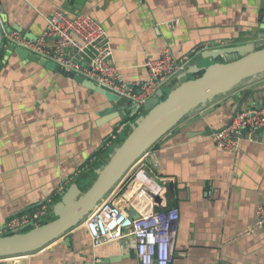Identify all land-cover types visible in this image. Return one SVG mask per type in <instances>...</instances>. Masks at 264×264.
Masks as SVG:
<instances>
[{
  "label": "crops",
  "instance_id": "0c3cea01",
  "mask_svg": "<svg viewBox=\"0 0 264 264\" xmlns=\"http://www.w3.org/2000/svg\"><path fill=\"white\" fill-rule=\"evenodd\" d=\"M68 1L74 2L0 0L2 27L14 25L22 38L33 39L41 36L54 10L86 12L105 28L112 60L125 81L145 79L146 60L164 47L176 58L189 56L186 71L212 62L202 56L207 51L264 46V0H84L81 9ZM5 36V43L16 44ZM178 75L166 87L179 84ZM249 82L185 116L107 193L134 216L147 206L179 210L171 264H264V225H257L254 214L264 204V138L247 131L233 151L220 149L212 139L231 120ZM261 82L264 77L254 84ZM114 105L63 73L11 53L0 69V226L53 194L56 200L60 186L64 191L75 183L84 192L92 184L96 168L108 160L107 136L121 121L127 123L124 135L129 133L137 116L134 109L124 117L119 108L107 111ZM139 195L145 198L141 208L135 203ZM49 215L53 219L52 207ZM67 235L68 243L61 237L38 250L2 257L0 263L138 264L131 236L94 247L84 220Z\"/></svg>",
  "mask_w": 264,
  "mask_h": 264
},
{
  "label": "built area",
  "instance_id": "2783aa9c",
  "mask_svg": "<svg viewBox=\"0 0 264 264\" xmlns=\"http://www.w3.org/2000/svg\"><path fill=\"white\" fill-rule=\"evenodd\" d=\"M5 35L6 40H13L28 52L53 61L64 71L82 75L103 89L140 105L184 71L189 59L187 55L176 58L170 48L164 47L146 60L148 75L145 79L125 81L112 60V48L105 28L90 14L81 11L70 15L63 9L54 10L46 19L43 33L35 40L22 38L16 30ZM49 40L52 44L48 43ZM86 57L89 59L87 66L84 64ZM126 125V121L116 124L105 140L106 148L115 145L124 134ZM255 129L264 131V108H241L224 128L212 134V139L220 149L233 151L243 130L253 133ZM61 188L57 189L59 195L63 191ZM54 202L53 194L30 211L11 217L0 227V234L39 225L50 214ZM119 205L106 195L85 217L84 226L92 245L97 247L117 237L131 236L138 264H171L179 210L147 206L131 219L128 210ZM254 214L257 225L263 226L264 204L257 205Z\"/></svg>",
  "mask_w": 264,
  "mask_h": 264
},
{
  "label": "water",
  "instance_id": "95a60500",
  "mask_svg": "<svg viewBox=\"0 0 264 264\" xmlns=\"http://www.w3.org/2000/svg\"><path fill=\"white\" fill-rule=\"evenodd\" d=\"M68 4L81 9L84 0L68 1ZM3 21H5L4 17L0 15V52L6 44L3 58L0 60V69L14 52L21 60L37 62L45 68L61 72L83 86L103 94L115 104L107 111L111 112L119 108L121 117H124L125 111L134 109L135 115L133 116H137L131 122L130 131L124 140L109 153L108 160L96 168L95 179L84 192L72 183L63 191L60 198L55 200L52 206L53 219L26 231L0 236V258L38 250L61 237H64L63 241L68 243L71 236H64L66 232L92 211L142 154L166 136L185 116L205 107L217 96L232 91L243 81L250 80L249 83L252 84L242 90V95L239 97L240 104L235 106L233 112L241 108H264V83L254 84L255 81L264 77V46L255 49L253 44L249 43L207 51L202 56L209 58L212 62L202 67L194 65V68H188L179 74L180 83L173 87L166 96L163 90H160L142 105L132 103L127 106L131 103L129 100L103 89L88 78L71 71H64L53 61L28 52L16 44L5 43L4 33L20 29L8 24H5L3 28ZM262 21L261 28L264 29V17ZM27 39L35 40L36 38L28 37ZM223 55H237V57L232 60H216ZM189 73H195L197 76L187 78ZM232 97L237 98V94ZM121 102L124 104L123 108ZM244 102L247 103L245 106H243ZM246 132L243 130L242 136ZM254 133L264 138V131L255 129ZM154 199L156 200V196ZM128 213L132 219L134 214L132 211Z\"/></svg>",
  "mask_w": 264,
  "mask_h": 264
},
{
  "label": "rangeland",
  "instance_id": "374dc122",
  "mask_svg": "<svg viewBox=\"0 0 264 264\" xmlns=\"http://www.w3.org/2000/svg\"><path fill=\"white\" fill-rule=\"evenodd\" d=\"M210 61H212V60H210ZM209 63H210V62H209ZM209 63H207V64H209ZM263 76H264V75H263ZM245 81L247 82V81H249V80H245ZM245 81H243V82H245ZM243 82H242V83H243ZM171 89H172L171 87H164V91H165L166 94H168V93L170 92ZM219 96H220V95H219ZM126 136H127V134H125V137H126ZM121 142H122V141H121ZM121 142H120V143H121ZM120 143H118L117 145H119ZM114 147H116V144H115L113 147H111V151H110V152L113 151ZM129 180H130V179H127V182H129ZM64 184H66V183H64ZM143 185H144V184H143ZM144 187H145V185H144ZM106 195H107V194H106ZM106 195H105V196H106ZM150 195H151V194H150ZM60 196H61V195H60ZM105 196H104V197H105ZM154 207H156V206H154ZM14 216H16V215H14ZM86 216H87V215H86ZM86 216H85V217H86ZM12 217H13V216H12ZM85 217H84V219H85ZM9 219H10V218H9ZM9 219H8V220H9ZM84 219H83V220H84ZM8 220L5 221L3 225H5V224L8 222ZM48 221H49V220H48ZM0 227H1V226H0ZM2 235H6V234H0V236H2ZM0 259H2V258H0Z\"/></svg>",
  "mask_w": 264,
  "mask_h": 264
},
{
  "label": "trees",
  "instance_id": "16d2710c",
  "mask_svg": "<svg viewBox=\"0 0 264 264\" xmlns=\"http://www.w3.org/2000/svg\"><path fill=\"white\" fill-rule=\"evenodd\" d=\"M164 96H166V94H165ZM126 134H128V132H127ZM124 138H125V135L123 134V135H122V136L116 141V143H120L121 141L124 140ZM110 151H111V148L108 150V153H109ZM58 198H60V197H58ZM58 198H57V199H58ZM57 199H56V200H57ZM51 218H52V216L49 215V217L43 219V220L40 222V224H43V223L47 222V221L50 220ZM30 228H31V226L27 227V228L25 229V231L28 230V229H30Z\"/></svg>",
  "mask_w": 264,
  "mask_h": 264
},
{
  "label": "bare ground",
  "instance_id": "6f19581e",
  "mask_svg": "<svg viewBox=\"0 0 264 264\" xmlns=\"http://www.w3.org/2000/svg\"><path fill=\"white\" fill-rule=\"evenodd\" d=\"M104 198V197H103ZM145 200L144 196H138L135 200V203H138L139 202V205H138V208L140 207L141 208V204L142 202ZM98 205V204H97Z\"/></svg>",
  "mask_w": 264,
  "mask_h": 264
}]
</instances>
